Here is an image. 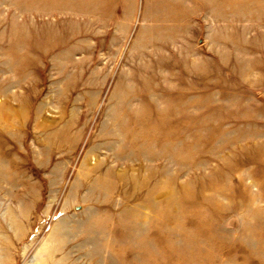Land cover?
Segmentation results:
<instances>
[{"label":"rangeland","instance_id":"obj_1","mask_svg":"<svg viewBox=\"0 0 264 264\" xmlns=\"http://www.w3.org/2000/svg\"><path fill=\"white\" fill-rule=\"evenodd\" d=\"M0 264H264V0H0Z\"/></svg>","mask_w":264,"mask_h":264}]
</instances>
